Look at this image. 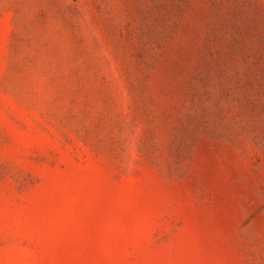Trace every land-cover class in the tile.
<instances>
[{"label": "rangeland", "instance_id": "1", "mask_svg": "<svg viewBox=\"0 0 264 264\" xmlns=\"http://www.w3.org/2000/svg\"><path fill=\"white\" fill-rule=\"evenodd\" d=\"M0 264H264V0H0Z\"/></svg>", "mask_w": 264, "mask_h": 264}]
</instances>
